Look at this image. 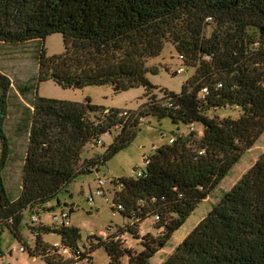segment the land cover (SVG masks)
Instances as JSON below:
<instances>
[{"label": "trees", "instance_id": "16d2710c", "mask_svg": "<svg viewBox=\"0 0 264 264\" xmlns=\"http://www.w3.org/2000/svg\"><path fill=\"white\" fill-rule=\"evenodd\" d=\"M54 33L63 34L66 49L48 56L44 41ZM32 41L41 42L40 82L108 84L116 92L144 86L149 101L127 119L122 110H106L89 97L75 102L36 91L33 108L19 124L17 135L26 136L23 175L20 193L11 196L4 171L13 158L6 130L12 82L0 70V223L22 238L27 211L40 214L46 204L59 203L60 192L76 177L99 170L127 148L144 116L168 117L190 131L154 147L142 175L113 181L114 207L131 219L127 225L83 240L72 224L40 223L33 227L36 245L28 246L33 257L49 264H92L98 247L106 248L112 264H148L264 132V0H0V42ZM168 42L195 73L181 93L159 98L148 78L158 68L148 60ZM228 107L240 115H209ZM197 124L201 133L191 128ZM116 127L121 132L105 154L83 159L88 143ZM149 218L157 231L142 234ZM51 232L61 235L59 244L74 256L43 239ZM128 234L140 241L141 251L127 245ZM164 264H264V153Z\"/></svg>", "mask_w": 264, "mask_h": 264}, {"label": "rangeland", "instance_id": "374dc122", "mask_svg": "<svg viewBox=\"0 0 264 264\" xmlns=\"http://www.w3.org/2000/svg\"><path fill=\"white\" fill-rule=\"evenodd\" d=\"M212 32L213 28L208 27L207 35L210 36ZM40 43V41L18 44L0 42V70L12 82L9 93V116L6 122V130L10 137L14 160L10 162L5 172V181L8 193L11 196L20 193V153L23 150L21 144L25 142L24 138L26 136L17 135L20 132L19 124L26 115L28 106L33 102L36 91L43 97L75 102H84L89 97L94 104L101 106V108L127 110L129 114L139 111L149 101L144 86H136L116 92L108 84L78 87L75 85L64 86L52 79L40 82L37 74ZM44 45L48 56L60 55L66 49L62 33L49 35L45 39ZM179 55L180 53L175 46L168 42L160 55L148 60L149 66L158 68L157 72L149 73L148 78L154 86L153 93L159 98L165 97L167 91L181 93L186 81L195 73V68L188 66L185 61L179 58ZM180 67L185 68V71L178 73L177 70ZM25 86H30L31 89L23 93L21 88ZM34 86H36V89H34ZM209 115L238 117L240 111L237 108L228 107L210 111ZM195 128L201 130L202 125L197 124ZM120 129V127H116L111 132L101 135V142L88 143L83 152V159L105 154L115 137L121 132ZM189 131V125L181 123L177 126L168 117L159 118L152 114L144 116L132 143L101 166L98 172L94 169L92 173L79 175L70 182L60 192L59 203L55 199L46 204L47 209L45 207L44 210L40 211V214H37L40 219L39 223L32 222V213L27 211L20 229L22 238H19L8 225L0 223V264H49L42 257H33L28 250V246L34 247L36 245L37 237L33 227L40 223L53 226V212H60L63 207L70 210L72 226L80 229L83 240H86L92 234H99L108 230L109 227L117 229L127 225L131 219L114 207L115 186L113 181L121 177L135 176L138 171H145L147 164L144 157L152 154L155 146H161L169 142L170 138L177 133H188ZM263 153L264 132L256 144L243 154L240 161L222 180L220 185L212 191L211 195L198 204L185 224L174 233L167 245L149 260L148 264H164L167 257L191 230ZM100 180H105V195L98 194ZM141 228L142 234L157 231L152 218L145 220ZM42 237L50 244L62 242L61 235L56 232L43 233ZM127 239L128 246L139 251L143 249L140 241L131 235L128 234ZM21 247L26 248V250L21 251ZM124 261L128 263V257H125ZM92 264H112L105 247H98L94 251Z\"/></svg>", "mask_w": 264, "mask_h": 264}, {"label": "built area", "instance_id": "2783aa9c", "mask_svg": "<svg viewBox=\"0 0 264 264\" xmlns=\"http://www.w3.org/2000/svg\"><path fill=\"white\" fill-rule=\"evenodd\" d=\"M179 58L181 60H185V56L183 54H180L179 55ZM185 71V68L183 67H180L177 72L178 73H182ZM205 92H208V90L205 88L204 89ZM121 116L125 117V118H129L130 116H132V114H129V112L127 110H124L122 113H121ZM192 129H194L195 127L192 126L191 127ZM200 133H201V130H199ZM174 136L170 138L169 142H174ZM101 142V140L99 141ZM144 161L146 162V164L149 163V158L147 156L144 157ZM144 171H138L137 172V175H142ZM104 185H105V180H100L99 182V191H98V194L100 195H105V190H104ZM38 213H35L32 215V222L34 223H39L40 219L37 215ZM54 225L56 226H60V225H66V226H69L71 225V212L70 210L66 209V207H63L61 209L60 212H53V222H52ZM102 235L106 236L107 233L105 231L101 232ZM56 247H58L59 249V253L64 255V256H67V257H72L74 256V252H72L69 248H65V247H62L59 243H55L54 244ZM82 248V246L80 247ZM26 249L24 247H21V251H25Z\"/></svg>", "mask_w": 264, "mask_h": 264}, {"label": "crops", "instance_id": "0c3cea01", "mask_svg": "<svg viewBox=\"0 0 264 264\" xmlns=\"http://www.w3.org/2000/svg\"><path fill=\"white\" fill-rule=\"evenodd\" d=\"M28 107L33 108V107H32V103H30V105H29ZM21 146H24V142H22ZM155 147H157V146H155ZM12 157H13V158L11 159L10 162H12V161L14 160V152H13V156H12ZM20 161H21V174H20V179H22V175H23V165H24L23 158H22ZM10 162H9V164L7 165L6 169L9 167ZM6 169H5V171H4V178H5V172H6ZM20 182H21V181H20ZM5 184H6V181H5ZM6 188H7V184H6ZM7 190H8V188H7Z\"/></svg>", "mask_w": 264, "mask_h": 264}, {"label": "water", "instance_id": "95a60500", "mask_svg": "<svg viewBox=\"0 0 264 264\" xmlns=\"http://www.w3.org/2000/svg\"><path fill=\"white\" fill-rule=\"evenodd\" d=\"M252 37H253V36H249V39L252 38ZM98 171H99V170H97V172H98Z\"/></svg>", "mask_w": 264, "mask_h": 264}]
</instances>
